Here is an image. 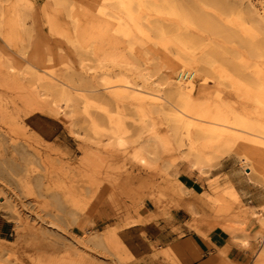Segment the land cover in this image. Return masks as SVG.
<instances>
[{"label":"rangeland","instance_id":"obj_1","mask_svg":"<svg viewBox=\"0 0 264 264\" xmlns=\"http://www.w3.org/2000/svg\"><path fill=\"white\" fill-rule=\"evenodd\" d=\"M127 1L0 0V264H179L176 236L192 264L217 228L264 264V170L231 141L264 0Z\"/></svg>","mask_w":264,"mask_h":264},{"label":"bare ground","instance_id":"obj_2","mask_svg":"<svg viewBox=\"0 0 264 264\" xmlns=\"http://www.w3.org/2000/svg\"><path fill=\"white\" fill-rule=\"evenodd\" d=\"M123 5L127 9L128 1L123 0ZM234 39L231 70L244 83L236 94H231V141L243 152L245 161L264 170V49L254 33ZM185 106L181 101L186 113Z\"/></svg>","mask_w":264,"mask_h":264},{"label":"crops","instance_id":"obj_3","mask_svg":"<svg viewBox=\"0 0 264 264\" xmlns=\"http://www.w3.org/2000/svg\"><path fill=\"white\" fill-rule=\"evenodd\" d=\"M2 39L6 44L18 45L23 43L24 35L19 26L15 22H13L9 30L4 32ZM186 226V217L183 220L181 217H179V219L175 218L174 223L171 224L169 228H171V231H173L174 229L183 230ZM190 237L195 238L197 247L196 252L199 257V259H190L192 264H197L201 261L206 262L208 261L210 256H213L214 258L212 260H215L216 256L219 255L220 252H224L226 254L224 256V261L227 258L228 261L233 264H247L250 261L252 252L257 249L256 243L251 242L246 246L241 242H235L231 239V237L223 234L218 228L213 230L209 234L207 241H204L202 238L196 236L195 234H191ZM183 242V239H179L176 236L169 244L161 245L160 248L162 250L168 248L177 251L179 250L181 252V255H176L179 264H188L186 252L182 253ZM144 256L151 257V255L149 254L141 255L140 257L143 259ZM156 258L157 262H162L160 256H157Z\"/></svg>","mask_w":264,"mask_h":264}]
</instances>
